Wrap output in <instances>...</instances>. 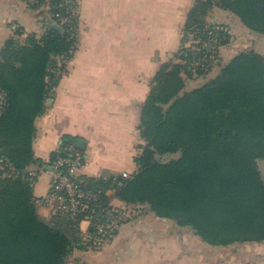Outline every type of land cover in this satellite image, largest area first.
<instances>
[{
  "label": "trees",
  "instance_id": "trees-1",
  "mask_svg": "<svg viewBox=\"0 0 264 264\" xmlns=\"http://www.w3.org/2000/svg\"><path fill=\"white\" fill-rule=\"evenodd\" d=\"M24 1L43 16V23L49 13L63 31L30 35L26 45L12 39L1 53L0 91L6 92V102L0 112V158L19 175L0 183V264H67L76 247H89L80 230L82 219L69 213L41 218L24 169L33 161L34 120L44 111L56 82L50 72L57 65L53 57H68L76 47L79 14L70 7L77 1L38 0L37 5ZM216 7L264 33V0H195L178 53L184 62L158 71L142 106L145 145H140L135 159L137 170L129 177L87 179L83 185L100 190L104 205L109 204L107 190L112 189L120 200L148 205L156 215L191 227L212 245L263 241L264 178L258 160L264 159V55L241 52L213 78L186 89L188 78L205 75L216 64L193 72L184 56L192 38L210 31L208 16ZM58 13L70 18V24ZM16 32L21 34L22 29ZM219 35L222 44L231 41L228 31ZM175 153L169 160L162 158ZM95 226L91 224V235L96 234Z\"/></svg>",
  "mask_w": 264,
  "mask_h": 264
},
{
  "label": "crops",
  "instance_id": "crops-1",
  "mask_svg": "<svg viewBox=\"0 0 264 264\" xmlns=\"http://www.w3.org/2000/svg\"><path fill=\"white\" fill-rule=\"evenodd\" d=\"M195 0H78V36L67 56L53 57L50 69L56 82L35 120L33 161L24 175L33 188L39 216L54 213L48 196L53 180V161L65 140L84 141V163L78 179H115L137 170L136 156L142 144L141 114L155 76L165 65L184 62L178 58L183 29ZM24 0H0V57L12 39L26 45L30 35L41 37L48 19ZM210 26L223 24L233 40L219 51L207 74L186 80V89L213 78L223 66L244 51L264 44V33L247 27L229 10L214 8ZM17 23L19 34L12 28ZM209 26V27H210ZM256 51L264 55V49ZM47 81L51 77L47 76ZM54 79V78H53ZM0 158V183L19 175ZM6 167L9 169L4 172ZM264 178V159L258 160ZM88 184V183H87ZM91 188V187H89ZM112 206L122 219L116 235L98 249L75 248L67 264H264V240L212 245L189 226L160 217L148 205L126 203L108 189ZM85 239L91 223L82 219Z\"/></svg>",
  "mask_w": 264,
  "mask_h": 264
},
{
  "label": "built area",
  "instance_id": "built-area-1",
  "mask_svg": "<svg viewBox=\"0 0 264 264\" xmlns=\"http://www.w3.org/2000/svg\"><path fill=\"white\" fill-rule=\"evenodd\" d=\"M28 1L34 5L39 3L38 0ZM70 8L74 11V7ZM56 15L63 23L70 24L71 20L67 17H63L60 13ZM12 28L21 29L17 23H13ZM212 28L216 31L214 32ZM209 30L205 36L192 38L186 44L189 51L184 56L193 72L209 70L224 46L219 38V32H229L219 24L210 26ZM5 97L6 92L0 91V112L5 105ZM84 159V152L76 142H67L60 147L53 161L54 173L48 201L52 210L57 213H69L76 219H86L91 224H96V234H89L87 242L89 249H98L112 241L122 219L118 208L110 203L104 205L100 201V190L86 188L78 179V172L83 166ZM123 176L129 177V173L123 172Z\"/></svg>",
  "mask_w": 264,
  "mask_h": 264
},
{
  "label": "rangeland",
  "instance_id": "rangeland-1",
  "mask_svg": "<svg viewBox=\"0 0 264 264\" xmlns=\"http://www.w3.org/2000/svg\"><path fill=\"white\" fill-rule=\"evenodd\" d=\"M77 1V6H78V0H76ZM50 5V2H49V4L48 5H44V7H46V6H49ZM77 6H74V5H71V7H74V10L76 11H78V7ZM78 13V12H77ZM68 18V17H67ZM68 20H70V18H68ZM69 23V22H68ZM230 39H231V41L233 40V38H232V34L230 35ZM262 43V41L261 42H258V43H256V44H254L255 46L253 47L252 46V48L254 49V50H257L258 48L259 49H261V50H263L264 49V44H261ZM142 145H145V142L144 141H142ZM177 156V153H175V154H166V155H164L162 158L164 159V160H169V159H171V158H173V157H176ZM263 172H264V170H263ZM131 174L129 173V176H130ZM89 249V248H88Z\"/></svg>",
  "mask_w": 264,
  "mask_h": 264
},
{
  "label": "water",
  "instance_id": "water-1",
  "mask_svg": "<svg viewBox=\"0 0 264 264\" xmlns=\"http://www.w3.org/2000/svg\"><path fill=\"white\" fill-rule=\"evenodd\" d=\"M47 28L48 29H56V30H59V31H63V26L60 23L56 22L53 18L48 19ZM78 146L81 149L85 148L84 147V141L82 139H79Z\"/></svg>",
  "mask_w": 264,
  "mask_h": 264
}]
</instances>
